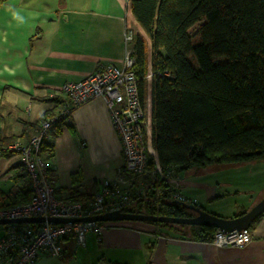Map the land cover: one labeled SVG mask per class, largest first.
Wrapping results in <instances>:
<instances>
[{
	"label": "crops",
	"instance_id": "obj_1",
	"mask_svg": "<svg viewBox=\"0 0 264 264\" xmlns=\"http://www.w3.org/2000/svg\"><path fill=\"white\" fill-rule=\"evenodd\" d=\"M126 34L132 41L137 35L148 40L131 13L129 0H8L3 4L0 145L26 142L46 112H57L65 98L64 83L83 80L101 66H123L132 47V41H125ZM60 131L55 138L49 136L51 147L42 154L55 195L73 199L76 192L86 202L100 182L115 177L122 164L109 111L101 99H94L76 108ZM260 163L225 172L220 168L214 175L208 168L172 169L171 179L179 182L176 190L191 204L230 219L255 205H250L252 195L264 196ZM22 173L16 155L0 156L3 197L11 196ZM129 187L143 188L144 183L132 182ZM251 230L253 238L244 248H215L153 223L110 222L99 238L86 234L84 247L68 236L62 241L61 257L42 255L35 264H264V216Z\"/></svg>",
	"mask_w": 264,
	"mask_h": 264
},
{
	"label": "trees",
	"instance_id": "obj_2",
	"mask_svg": "<svg viewBox=\"0 0 264 264\" xmlns=\"http://www.w3.org/2000/svg\"><path fill=\"white\" fill-rule=\"evenodd\" d=\"M7 1L0 0V7ZM129 7L148 38L133 39L132 69L144 96L150 62L151 147L161 175L143 179L141 195L126 212L193 217L167 197L172 188L164 177L172 169L183 172L264 161V0H129ZM195 27L197 42L191 33ZM49 113L55 112H46L42 119ZM64 121L53 124L49 136H58ZM47 141L42 154L51 147ZM72 194L84 205L92 199L84 202ZM31 197L24 172L11 196L0 194V208L26 204ZM153 225L200 242H209L216 231Z\"/></svg>",
	"mask_w": 264,
	"mask_h": 264
},
{
	"label": "built area",
	"instance_id": "obj_3",
	"mask_svg": "<svg viewBox=\"0 0 264 264\" xmlns=\"http://www.w3.org/2000/svg\"><path fill=\"white\" fill-rule=\"evenodd\" d=\"M130 43L132 37L125 35ZM135 59L132 49L126 51L123 66L105 65L80 81L66 82L61 87L65 101L57 112L47 114L39 127L26 142L15 141L0 145V156L16 155L27 174L32 191L31 200L23 205L0 208V220L43 218L44 222L30 225H6L0 235V264H35L42 255L61 257L62 241L72 236L84 247L86 234L99 238L107 223L82 222L56 225L48 218L80 219L108 212H126L139 197L143 188L131 190L132 182L142 184L144 178L159 174L161 168L151 149V70L148 62L146 91L141 95L133 72ZM101 99L109 111L113 129L120 142L122 164L111 180L99 183L92 199L86 205L73 199H60L55 195L53 180L41 153L49 138V130L58 121L68 119L72 112L94 100ZM167 184L174 186L167 197L179 203L191 204L178 192L179 182L164 177ZM159 194L156 193V197ZM253 238L252 230L243 229L223 233L215 231L208 245L215 248L233 247L242 249Z\"/></svg>",
	"mask_w": 264,
	"mask_h": 264
},
{
	"label": "water",
	"instance_id": "obj_4",
	"mask_svg": "<svg viewBox=\"0 0 264 264\" xmlns=\"http://www.w3.org/2000/svg\"><path fill=\"white\" fill-rule=\"evenodd\" d=\"M178 204L184 206L189 211L194 213L193 217L189 218H174V217H158L146 214H136L129 212H108L101 215L83 217L80 219H58V218H48L46 221L52 224L61 225L67 223H82V222H100V223H110V222H145V223H163L172 225H186V226H198V227H211L217 231L223 233H229L232 231H239L243 229H249L252 223L264 214V196L257 202L252 208L245 212L241 216L226 219L221 218L216 215L210 214L200 207L193 204ZM44 222L43 218H24L17 220H0L1 226L6 225H30Z\"/></svg>",
	"mask_w": 264,
	"mask_h": 264
},
{
	"label": "rangeland",
	"instance_id": "obj_5",
	"mask_svg": "<svg viewBox=\"0 0 264 264\" xmlns=\"http://www.w3.org/2000/svg\"><path fill=\"white\" fill-rule=\"evenodd\" d=\"M197 30V27H195L193 30H192V34H193V41L194 42H197V40H198V38L196 37V33H195V31ZM264 165V163L262 162V163H260L259 165H258V167H262ZM220 168H222L223 169V171L225 172V171H229V169L230 168H238V166H236V167H231V166H226V167H211V168H208L206 171H208L209 173H211V175H214L213 173H215V172H217V169H220ZM248 168V167H247ZM245 170H248V169H245ZM243 172H245V171H243ZM242 172V173H243ZM244 174V173H243ZM261 193V192H260ZM259 192L258 193H256L255 195H252V200H251V202H250V205H252L251 203H257V202H259V200L262 198H259L262 194H260ZM257 201V202H256ZM252 208V207H251ZM4 230V226H1L0 225V235L2 234V231Z\"/></svg>",
	"mask_w": 264,
	"mask_h": 264
}]
</instances>
